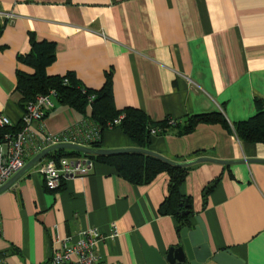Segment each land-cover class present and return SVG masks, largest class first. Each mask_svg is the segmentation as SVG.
Returning a JSON list of instances; mask_svg holds the SVG:
<instances>
[{"label":"crops","instance_id":"obj_1","mask_svg":"<svg viewBox=\"0 0 264 264\" xmlns=\"http://www.w3.org/2000/svg\"><path fill=\"white\" fill-rule=\"evenodd\" d=\"M0 27V114L15 126L24 115L17 73L34 74L18 57L31 51L35 35L56 44L49 76L73 74L99 91L112 73L117 110L140 109L155 124L175 121L154 136L151 151L173 161L195 153L264 160V144L242 142L222 125L201 123L184 136L177 127L213 113L233 126L257 113L255 100L264 101V0H0ZM81 125L97 127L90 111L83 116L58 103L32 124V134L37 139ZM101 145L135 147L119 128L105 132ZM37 154L31 149L27 162ZM181 190L214 252L229 249L245 264H264V164L201 163ZM168 192L167 174L134 185L101 163L51 191L33 168L0 195V264H50L57 235L76 239L88 228L105 236L118 231L98 247L104 261L146 264L141 241L161 253L179 243L177 219L160 213Z\"/></svg>","mask_w":264,"mask_h":264},{"label":"trees","instance_id":"obj_2","mask_svg":"<svg viewBox=\"0 0 264 264\" xmlns=\"http://www.w3.org/2000/svg\"><path fill=\"white\" fill-rule=\"evenodd\" d=\"M2 28L0 27V35ZM31 51L18 57L19 63L34 70L29 75L19 71L17 73V91L21 95L20 107L26 112L27 106L38 96L55 91L57 101L77 113L86 116L90 111V118L101 129V136L108 131L107 125L122 117L119 128L135 145L136 148L151 150L153 141L152 132L157 128L163 132L171 125L168 120L162 123H152L147 114L136 108L117 110L113 93V74L108 73L103 88L94 91L83 87L73 74L66 76H49L47 69L56 61V44L50 42H38L35 35L30 38ZM257 113L248 119L231 126L221 113H213L188 118L185 125L177 124L179 135L184 136L194 132L201 123L222 127L233 133L240 141L249 144H264V101L255 100ZM176 123V122H175ZM22 129V124L9 128H0V139L7 133H16ZM102 140V139H101ZM93 149H102L101 141L91 145ZM81 154L73 151H57L49 155L48 159H61L63 157H79ZM94 163H101L114 168L119 175L134 185H149L159 175L169 176V192L161 206L162 215H172L178 221V233L186 225L188 217L181 212L191 211L194 215L192 201L181 190L185 184L187 175L192 167L182 168L172 166L156 157L144 154H123L117 156H86ZM189 161L198 159V154L190 156ZM178 163L188 162L183 159ZM213 186L206 189L204 198L212 190ZM188 201L190 207L186 208Z\"/></svg>","mask_w":264,"mask_h":264},{"label":"built area","instance_id":"obj_3","mask_svg":"<svg viewBox=\"0 0 264 264\" xmlns=\"http://www.w3.org/2000/svg\"><path fill=\"white\" fill-rule=\"evenodd\" d=\"M58 104L57 94L50 91L46 95L38 96L31 102L24 113L21 124L22 129L16 133H7L0 139V188L12 179L27 164L30 150L38 153L44 149L60 145L74 144L91 148L93 143L101 141V129L99 127L89 129L81 125L74 129H68L61 134L40 136L35 139L32 134V124L35 121H44L48 114ZM122 117L107 125L108 130H113L120 125ZM170 125L175 121L168 120ZM12 128L15 125L3 114H0V128ZM156 129L153 136L161 133ZM94 162L81 154L79 157H63L61 159H45L35 168L42 174L46 186L51 191H57L64 181L86 177L94 167ZM2 233V221L0 218V236ZM118 231L103 235L95 228L81 231L77 238H61L56 236V248L50 260V264H111L103 260L98 247L106 240L118 237Z\"/></svg>","mask_w":264,"mask_h":264},{"label":"water","instance_id":"obj_4","mask_svg":"<svg viewBox=\"0 0 264 264\" xmlns=\"http://www.w3.org/2000/svg\"><path fill=\"white\" fill-rule=\"evenodd\" d=\"M57 151H73L84 156H117L129 153L144 154L156 157L172 166L182 168L192 167L201 163H214L223 166L252 163L264 164V160L261 159L223 161L210 157H201L185 163H178L151 150H143L136 147L125 149H93L74 144H60L44 149L27 162L21 171L0 188V195L9 190L21 177L35 168L39 163L47 159L49 155ZM185 207H190L188 201H186ZM191 213V211L181 212L183 216L188 217V220L179 232L178 245L168 249L165 253H161L158 249L150 247L144 241H141L146 264H205L208 259H212L220 264H245L242 259L234 256L229 249L214 252L210 248L209 235L203 219L200 215H197L193 217L195 220V223H193Z\"/></svg>","mask_w":264,"mask_h":264}]
</instances>
